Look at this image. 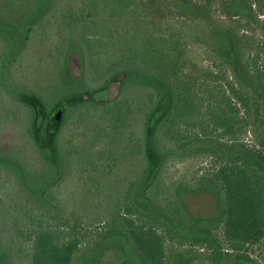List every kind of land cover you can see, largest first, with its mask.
<instances>
[{
	"label": "trees",
	"instance_id": "1",
	"mask_svg": "<svg viewBox=\"0 0 264 264\" xmlns=\"http://www.w3.org/2000/svg\"><path fill=\"white\" fill-rule=\"evenodd\" d=\"M135 3L0 0V131L10 126L17 139L0 147V264H264L249 253L261 247L264 260V41L203 20L199 4L191 20L203 33L202 69L183 34L144 19L102 62L92 32L103 4L122 16ZM113 83L114 98L99 96ZM138 117V163L124 185L109 182L117 192L100 203L91 190L76 197V167L111 151ZM78 122L101 133L77 150ZM190 160L205 169L190 180L170 175ZM203 193L214 201L208 217L187 204Z\"/></svg>",
	"mask_w": 264,
	"mask_h": 264
},
{
	"label": "rangeland",
	"instance_id": "2",
	"mask_svg": "<svg viewBox=\"0 0 264 264\" xmlns=\"http://www.w3.org/2000/svg\"><path fill=\"white\" fill-rule=\"evenodd\" d=\"M185 1L189 4L182 3L179 0H136V3L129 8V12L127 11L122 16L113 15L111 7H107L103 4L104 11L97 17L100 29L97 28L98 31L92 32V35L95 36L94 38L100 41L97 51H102L105 54L102 62L110 64L112 57L116 54L120 46L121 38H132L137 35L136 28L140 24L138 20L144 19L152 21L163 33L172 32L175 34H183L185 41L189 43V58L191 62L197 64V68L202 69L205 67L207 55L205 51L199 47L197 41H199L203 33L199 31L200 26L193 24V20H191L194 16H197L195 12L196 8L193 6L199 4L205 6V9L202 11L204 12L202 15L203 20H205L207 15H210L226 29H233L237 33L254 31L256 37H261L262 41H264V31L263 28L261 29L260 22H258L259 19L264 20V0ZM232 6H240V8L244 10V13L235 17ZM186 16H190L191 18H185ZM53 28L54 29H52L50 33L51 35H55L53 38L56 40V38H58V34L56 33L57 29L55 27ZM145 31L153 33L156 30L153 26H150V28H145L144 26V32ZM259 60L260 63L264 62V50ZM70 74L73 77H78L81 74V66L78 62V55L76 53L71 55ZM196 74H198V71H196ZM46 76V78H50V75ZM118 91L119 83H113L105 93L102 92L99 96L114 98ZM12 94L13 96L15 95L13 92ZM139 122V117L137 120L135 118H130L129 123L121 126L116 140L117 145L114 144L112 148H110L111 151L105 153L102 157L96 156L90 158L76 167L75 172L72 173L74 176L73 181L71 185H69V189L75 193L76 197L83 200L85 197L84 193L88 194L91 190L95 192V200L99 202L108 195L110 196V194L117 192L113 186H110V189L107 191L106 187L109 182H113L114 179L116 180L119 178V184L122 186L124 185L126 172L135 169L138 163L134 147L136 146L139 136ZM6 126L3 128L1 127L4 130L0 131V147L5 143L10 144L16 139L10 126ZM76 126L78 127H74L73 130H71L70 138L73 144H77V150L78 147H83L82 145L86 137L91 139L96 133H101V131L88 132L89 129L87 125L81 124L80 122H78ZM102 148L104 149V147ZM81 168L83 169L81 170ZM201 169H205V162H201V160H190L184 164L172 166L170 175H172L173 178L183 175L184 178L190 180L196 172ZM1 186L0 184V187ZM77 186L79 187L77 188ZM0 196L3 197L4 193L0 192ZM186 198L188 203L185 198L184 200L189 204L190 208L196 212H194V214L208 217L211 216L208 214L214 212V201L210 195L203 193L187 195ZM90 207L92 208V206ZM99 208H102V206ZM107 208L111 209L112 207ZM254 249L255 252L251 249L249 253L254 257L257 256L258 259L264 263L263 258L258 255V251L261 247H256Z\"/></svg>",
	"mask_w": 264,
	"mask_h": 264
}]
</instances>
